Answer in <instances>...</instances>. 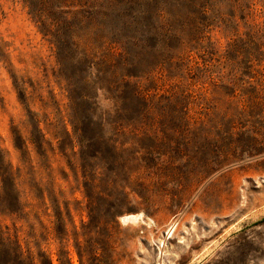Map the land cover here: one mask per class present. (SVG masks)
<instances>
[{
    "label": "rangeland",
    "instance_id": "rangeland-1",
    "mask_svg": "<svg viewBox=\"0 0 264 264\" xmlns=\"http://www.w3.org/2000/svg\"><path fill=\"white\" fill-rule=\"evenodd\" d=\"M127 1L0 0V237L21 264L164 239L166 264H264V0Z\"/></svg>",
    "mask_w": 264,
    "mask_h": 264
},
{
    "label": "trees",
    "instance_id": "trees-1",
    "mask_svg": "<svg viewBox=\"0 0 264 264\" xmlns=\"http://www.w3.org/2000/svg\"><path fill=\"white\" fill-rule=\"evenodd\" d=\"M128 5H125L124 7V11H131L132 10V6H131V0L127 1ZM55 22L58 24H64V23H69L67 19H62L54 17ZM168 40V38H167ZM170 40V39H169ZM116 41V40H115ZM80 127H77V129ZM76 129V131H77ZM79 130V129H78ZM75 131V132H76ZM1 176V183L3 182V175L0 173ZM3 188V185H2ZM8 201V200H7ZM8 207L9 208H14L13 207V201H8ZM19 251L17 249L16 246L13 245V243H11L10 241H5V238L0 237V264H21L18 260H17V256H19Z\"/></svg>",
    "mask_w": 264,
    "mask_h": 264
},
{
    "label": "bare ground",
    "instance_id": "bare-ground-1",
    "mask_svg": "<svg viewBox=\"0 0 264 264\" xmlns=\"http://www.w3.org/2000/svg\"><path fill=\"white\" fill-rule=\"evenodd\" d=\"M121 219L124 223H127V222L138 223L139 221H142V222L144 221L143 216L140 213L127 214V215L122 216ZM174 227H175V224L173 223L170 226L169 230H167L168 232L165 234L168 235L170 233V235L172 236L171 233L174 232ZM170 235L168 236L169 238L171 237ZM164 240L162 241V243H158V251H159V259H158L159 263L158 264H166V259L164 258V256H162V248L164 247Z\"/></svg>",
    "mask_w": 264,
    "mask_h": 264
}]
</instances>
